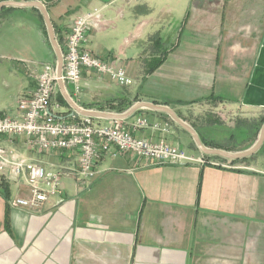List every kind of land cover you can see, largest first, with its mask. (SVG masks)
Listing matches in <instances>:
<instances>
[{
	"label": "crops",
	"instance_id": "0c3cea01",
	"mask_svg": "<svg viewBox=\"0 0 264 264\" xmlns=\"http://www.w3.org/2000/svg\"><path fill=\"white\" fill-rule=\"evenodd\" d=\"M37 1L61 40L76 16L97 10L101 24L89 32L84 48L123 68L132 81L119 86L82 70L80 92L68 89L77 105L122 113L138 101L152 102L169 107L206 147L241 152L255 143L264 114V0ZM15 11L39 15V39L52 51L38 10L3 7L0 20ZM173 14L188 33L178 49L167 48L165 38ZM42 62L29 64L40 71ZM23 75L11 78L10 100L0 111L11 117L35 86L31 73ZM170 83L185 92L151 91ZM51 101L61 104L62 113L71 109L59 86ZM137 118L147 126L133 128ZM170 120L140 108L121 123L134 137L164 139L204 157L205 164H157L111 147L87 186L63 177L61 194L39 209L8 206V198L27 197L28 189L0 177V264H264V145L244 162L219 160L201 152ZM110 121L94 119L96 125ZM247 129L236 140L234 132ZM0 146L49 170L76 163L74 151L30 152L22 137H0Z\"/></svg>",
	"mask_w": 264,
	"mask_h": 264
},
{
	"label": "built area",
	"instance_id": "2783aa9c",
	"mask_svg": "<svg viewBox=\"0 0 264 264\" xmlns=\"http://www.w3.org/2000/svg\"><path fill=\"white\" fill-rule=\"evenodd\" d=\"M100 24L97 10L76 16L65 38L60 44L57 40L62 58L61 75L57 76L56 61L54 64H43L41 70L33 75L35 86L31 95L18 100V116L11 117L0 112V137H22L30 152H76L73 166L49 170L12 148L0 146V177L17 187L26 186L29 194L27 197H10L7 204L11 208L39 209L50 196L61 194L63 177L70 176L76 186H87L97 174V162L110 153L111 147L119 153H132L157 164L206 163L204 157L190 156L164 139L152 142L132 136L123 127L121 119H111L107 125H96L95 118L83 116L72 109L62 113L61 104L51 101L59 80L67 94V85L71 87V92L78 94L82 70L107 76L119 86L131 84L124 69L84 48L89 32ZM146 126L147 121L143 118H137L133 124V128Z\"/></svg>",
	"mask_w": 264,
	"mask_h": 264
},
{
	"label": "rangeland",
	"instance_id": "374dc122",
	"mask_svg": "<svg viewBox=\"0 0 264 264\" xmlns=\"http://www.w3.org/2000/svg\"><path fill=\"white\" fill-rule=\"evenodd\" d=\"M237 5L234 4V7H238ZM219 18V23L224 24L222 20L223 15L218 16V20ZM245 20V18L241 19L240 22L243 23ZM39 22V15L31 13V11H15L8 13L0 20V111L10 100L9 96L11 95L10 91L12 86L11 78L22 77L24 76L23 74L26 73L29 76L30 73L31 76L36 74L39 71V67L37 69V67H33L29 62L34 61L39 63V58L45 61L42 63L51 64L53 61V50L51 51L48 45L44 46L39 39ZM169 22L171 25L168 32H166L167 35H165L167 39V48L172 47V49H178V46L181 47L185 44L184 42L188 37L187 28H184V21L180 19L179 16H176V14L170 17ZM14 56L23 57L21 59H24V62H10L9 57L13 58ZM9 70H11V73L8 72ZM67 88L71 90L69 85H67ZM151 91L156 93H160V91L167 92L169 96H171L178 92L183 93L185 89L181 85L177 87V84L170 83L165 89L154 86L151 88ZM263 117L264 114L262 113V118ZM254 131L253 128V133ZM241 134L247 136L248 129L245 132H234L236 140L243 137ZM185 151L188 150L185 148Z\"/></svg>",
	"mask_w": 264,
	"mask_h": 264
},
{
	"label": "water",
	"instance_id": "95a60500",
	"mask_svg": "<svg viewBox=\"0 0 264 264\" xmlns=\"http://www.w3.org/2000/svg\"><path fill=\"white\" fill-rule=\"evenodd\" d=\"M3 7L35 8L38 10V12L41 14L43 18L48 42L56 57V60H55L56 61V64H55L56 73H57V76L59 77L61 75L62 58H61V54H60V50L58 47V43H57V39L55 36L53 26L51 24V21L48 17L47 11L45 7L43 6V4L36 0H29V1H22V2L1 1L0 9ZM58 86L61 91L62 97L64 98L65 104H67L73 111H76L83 116H88L92 118H106V119H121L122 120V119L130 117L136 110L140 108H147L150 110L163 112L167 114L176 125H178L180 128H182L187 133H189L196 147L201 152L207 155L219 156L221 158H225L229 160L242 159V158H246L254 154L261 147L264 141V122H263L255 143L250 148L244 151L227 152V151H223V150L216 149V148H209L203 145L197 133L188 124H186L184 121L178 118L176 114L169 107L165 105L154 104L152 102H147V101H138L135 104H133L128 110L122 113H112V112H103V111L93 110V109H84L78 106L69 97V95L65 91V87L63 83L60 80L58 81Z\"/></svg>",
	"mask_w": 264,
	"mask_h": 264
},
{
	"label": "trees",
	"instance_id": "16d2710c",
	"mask_svg": "<svg viewBox=\"0 0 264 264\" xmlns=\"http://www.w3.org/2000/svg\"><path fill=\"white\" fill-rule=\"evenodd\" d=\"M44 28V27H43ZM44 30H45V28H44ZM45 35H46V32H45ZM57 40H58V43L60 44V41H61V39L59 38V37H57ZM62 103V102H61ZM166 104V103H165ZM100 110H102V108L100 109ZM117 112H121V110H118ZM171 121V123H173L174 124V122L172 121V120H170ZM264 122V117L261 119V121H260V124L258 125V130H259V128H260V126L262 125V123ZM202 141V140H201ZM202 143L204 144V145H206V146H209V144L208 143H206V142H203L202 141ZM263 145H264V143H263ZM215 158H217V159H219V160H222L223 158H221V157H218V156H214ZM248 158H242V159H236V160H232V162H244L245 160H247ZM9 199V198H8ZM7 199V200H8Z\"/></svg>",
	"mask_w": 264,
	"mask_h": 264
}]
</instances>
